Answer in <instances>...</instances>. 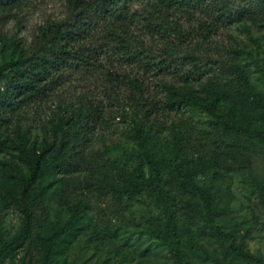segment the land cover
<instances>
[{
	"label": "trees",
	"instance_id": "obj_1",
	"mask_svg": "<svg viewBox=\"0 0 264 264\" xmlns=\"http://www.w3.org/2000/svg\"><path fill=\"white\" fill-rule=\"evenodd\" d=\"M65 1V18L38 27L34 40L27 46L10 39L9 60L0 66V80H6V85L0 87V152L13 149L21 164L17 166V181L0 183V198L16 200L22 213L19 232L11 238L0 237V262L33 238L43 243L44 260H48L55 240L66 227H51L48 231L45 194L58 181L84 172L110 211H120L143 192L157 199L164 219L153 218L147 232L168 248L174 264H187L172 205L177 195L195 196L202 199L211 214L209 192L197 186L193 176L198 168L212 164L214 154L210 148L204 160L190 159L184 142L191 131V117L180 116L168 124L163 106L213 115L220 102H230L234 114L232 125L227 124L226 128L239 136L264 140V92L254 93L248 87L239 65H230L235 75L232 83L218 75L208 77L198 88L192 81L193 72L202 73L195 52L201 42L191 48L192 39L205 41L219 23L246 19L248 12L233 13L222 0ZM31 2L0 0V14H9ZM135 4L148 8V14L140 15L133 8ZM182 17L188 23L196 21L197 27L182 24ZM138 18L146 22L149 34L163 29L166 36L174 38L164 45L163 55L150 56L138 40ZM108 52L119 54L123 67L115 65ZM234 52L252 59L248 51ZM105 59L109 67L103 69ZM81 67L99 70L97 80L111 91L106 100L121 107L122 111L117 110L115 116L129 122L122 131L126 137L123 145L91 144L89 127L103 126L104 101L94 104L87 95H79L74 104L63 107L56 119L42 124L40 142L36 138L31 140L25 126V107L43 97H57L69 72ZM260 69L264 81V67ZM151 77H156L157 84L166 92L164 104L159 94L152 96L148 91ZM166 128L172 133L171 140L163 136ZM164 168H169L166 174ZM208 222L213 226L211 218ZM44 228L47 230L41 234ZM185 233L190 249H200L194 232L187 229ZM218 234L228 237L221 231ZM240 254L255 264H264L261 256L242 250Z\"/></svg>",
	"mask_w": 264,
	"mask_h": 264
},
{
	"label": "rangeland",
	"instance_id": "obj_2",
	"mask_svg": "<svg viewBox=\"0 0 264 264\" xmlns=\"http://www.w3.org/2000/svg\"><path fill=\"white\" fill-rule=\"evenodd\" d=\"M222 2L233 13L247 11V18L234 23L222 21L205 41L192 39L191 48L201 42L195 52L202 66V73H192L193 84L198 88L214 75L232 83L235 75L230 65L236 64L241 67L248 87L254 93H262L264 81L260 67H264V0ZM133 8L143 16L149 11L138 4ZM66 14L65 0H32L28 6L0 14V66L9 60L10 39L27 46L34 40L38 27L62 20ZM181 22L197 27L194 20L188 23L182 17ZM145 25L144 20L137 19L138 40L148 49L150 56L163 55L164 45L173 42L174 38L166 36L163 29L149 34ZM234 49L250 52L252 59L245 54H236ZM108 54L115 65H121L119 54ZM107 61H103V69L109 67ZM99 72L82 67L70 71L57 97H43L25 107V126L30 130L31 140L36 138L40 142L41 125L56 119L63 107L74 104L79 95H87L94 104L104 101V110H101L103 126L89 127L91 144L94 147H102L104 143L123 145L126 137L122 131L129 122H122L115 116L117 110L122 111L121 107L112 100H106L111 91L108 85L104 87L103 82L97 80ZM5 85L6 80H0V87ZM148 91L152 96L159 94L162 104L165 103L166 92L157 84L156 77L150 78ZM163 107L164 120L168 124L180 116L191 117V131L184 142L190 159L204 160L210 148L214 154L212 164L202 170L198 168L193 176L196 185L209 192L211 214L206 211L202 199L195 196L177 195L172 205L187 264H255L243 258L240 250L264 258V140L249 135L239 136L226 128L227 124L232 125L234 114L230 102H220L213 115L200 110L190 113L178 107ZM125 110L128 111L129 107ZM241 119L242 116L237 121ZM163 136L169 140L173 138L168 128L163 131ZM15 153L13 149L0 152V183L17 181L20 175L17 166L21 167V164ZM24 170L22 168V173ZM168 170L164 168L163 174ZM44 202L48 209V231L51 227H66L63 235L55 240L48 260H44L43 243L33 238L8 254L0 264H174L168 248L147 232L151 220L164 219V213L157 199L146 192L123 205L120 211H110L100 193L90 184L89 175L81 172L54 184L46 192ZM209 218L213 226L208 222ZM21 225L22 213L17 201L0 198V237H13ZM47 229L44 228L41 234ZM187 229L194 232L200 249H190L185 233ZM218 231L228 234V237L219 235Z\"/></svg>",
	"mask_w": 264,
	"mask_h": 264
}]
</instances>
